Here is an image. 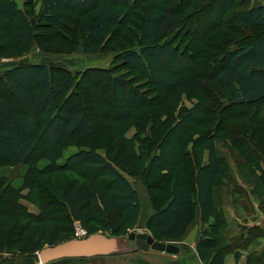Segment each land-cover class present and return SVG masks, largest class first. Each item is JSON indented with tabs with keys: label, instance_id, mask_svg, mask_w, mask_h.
Returning a JSON list of instances; mask_svg holds the SVG:
<instances>
[{
	"label": "trees",
	"instance_id": "16d2710c",
	"mask_svg": "<svg viewBox=\"0 0 264 264\" xmlns=\"http://www.w3.org/2000/svg\"><path fill=\"white\" fill-rule=\"evenodd\" d=\"M173 1L38 0L50 34L49 48L58 46L63 52L66 50L60 42L55 43L60 33L64 38L82 41L85 55L96 53L99 42L114 27L128 25L141 8L137 49L126 50L118 57L129 72L108 81L112 87L108 97L115 100L120 112L119 128L139 111L147 118L154 114L156 110L150 109L159 106L152 89L163 96L184 93L194 97L200 90L203 94L165 132L153 156L143 143L121 136L116 142L110 141L112 147L106 155L92 148H81L62 163L67 142L94 133L91 113L83 100L78 102L75 96L86 86L95 100L102 99L101 87H89L81 80L75 85L68 70L45 63L20 64L0 73V168L25 167L18 189L8 185L6 178L0 179L1 255H15L37 264L39 251L69 239L75 221L90 235L102 231L126 236L142 215L140 196L131 179L143 177L150 189L161 181L164 184L159 189L161 197L169 198L164 205H155V211L146 220V228L154 238L178 245L176 242L196 221L199 209L205 226L202 230L205 238L197 243L199 261L224 262L221 250L211 262L207 260L210 249L216 247L212 234L223 226L221 217L215 215L220 173L227 162L221 145L230 142L233 149L241 150L242 160L236 161L240 172L252 170L247 166L260 169L257 165L264 162V4L253 7V0H188L183 10L176 12ZM214 3L219 10V27L228 32L211 37L214 44L204 56L196 58L194 50L170 41L173 33L192 26L198 8L209 9ZM42 25L36 26L15 0H0V33L15 35L14 53L30 52ZM56 28L61 32L56 33ZM239 28L258 33L240 34ZM233 33L239 38L233 40ZM180 54L192 56L193 61ZM202 62L211 63L213 69ZM203 73L208 79L200 77ZM204 80L212 82L209 88H214L227 101L226 105H221L206 90ZM104 103L98 108L100 118L112 120L111 114L104 111ZM212 105L221 106L220 113L235 108L241 111L225 119V138L206 136L195 160L194 152L187 150V139L195 129L209 124L212 117L217 119ZM244 108L256 110L255 114L250 116ZM257 154L263 160L258 161ZM41 160L49 162L43 170L37 166ZM260 170L264 178V169ZM62 173H68V177L64 178ZM38 185L48 201L39 200L41 210L37 216L22 211L14 221L13 211L17 214V209H24L18 202L20 195ZM95 258L62 259L49 264Z\"/></svg>",
	"mask_w": 264,
	"mask_h": 264
},
{
	"label": "rangeland",
	"instance_id": "374dc122",
	"mask_svg": "<svg viewBox=\"0 0 264 264\" xmlns=\"http://www.w3.org/2000/svg\"><path fill=\"white\" fill-rule=\"evenodd\" d=\"M15 1L23 10L27 12L29 18L36 26L43 24L41 28L42 32L40 33L38 41L35 43L33 49L24 55L14 53V34L7 32L0 33V73L4 72L8 68H12L20 64L45 63L49 67L68 70L74 78L75 85L81 80L85 84H88L89 87L97 86L101 87L102 90L101 93L103 98L99 100L94 99V93L89 91L86 86L81 89V93L75 96L78 102L83 100L82 103L87 106V111L91 113L95 123L94 133L93 135L85 137L82 136L67 142L63 146V157L60 159V162L62 163H64L63 161H65L72 154L79 152L81 148H92L106 155L109 148L112 147V145H110V141L113 140L116 142L121 139V136L126 139L135 138L137 144L143 143L144 148L150 152L151 156H153L157 151V144L160 142L165 132L173 126V124H176L203 94V91L200 90L194 97H188L184 93L163 96V94H159L160 92H156L152 89V94H155L153 96L157 98L159 106L150 109L152 111L156 110L154 114L151 113L152 116L147 118L142 115V111H139L132 116L131 120L122 122L121 129L119 128L120 122L118 119L120 112L116 109L117 103H115L114 99L108 97L110 91L112 90L108 81L119 75L128 74L129 72L126 70V67L123 65L121 60L118 59V57L126 50L137 49L140 34L141 8L137 11V13H135L134 19L131 20L128 25L124 27H114L111 32L99 42L96 53L93 55H85L82 49V41H79L78 39H71L70 37L64 38V34L62 35L60 33L56 36L55 43L60 42L64 45L63 48H66V50L63 52L58 48V46L56 49H50L47 44V42H50L51 40L49 39L50 34L47 26H45L44 20L41 17V5L38 0ZM187 1L188 0H174L173 6L175 7L176 12H181ZM198 9V12L195 13L196 15L192 18V26L190 28H185L184 31L175 32L169 37L170 41L174 42V45L179 44L182 48H187L188 50L191 49V51L194 50L195 53H197H194L196 58H199L201 54L204 56V52L213 46L214 43L210 40L212 39L211 37L215 36L217 38L219 37V33L228 32V29L219 27V10L215 3L213 6H210L209 9ZM84 20L86 19H83L82 21L84 22ZM238 30V33L240 34L245 31H248L250 35H256L258 33V31L244 28H239ZM54 31L56 33L61 32L58 28L54 29ZM231 36L234 38L233 40H235L239 38L240 35L233 33ZM68 40L71 42V45ZM67 42H69V45H66ZM180 55L189 61H193L192 56L186 55V57L182 54ZM196 58L194 60H196ZM202 63H207V65L213 69L211 63ZM133 75L136 77L135 73H133ZM200 77H202V79H208V75L205 73H203ZM140 82L143 81L140 80ZM202 84L208 92L215 95L221 105L224 106L227 104V101L222 99L220 95L214 91V88L211 87L212 90L209 88L210 85H213L212 82L204 80L202 81ZM102 103L105 104V113L108 111L113 118L112 120H101V113L98 112L100 110L98 108L101 107ZM93 106L96 110H94ZM17 108L20 109L18 106ZM220 108L221 106L216 108V106L212 105L211 110H215L217 113V119L215 116L214 118L212 117L209 124L195 129L191 136L187 139V150H192L194 152L195 160L199 158L198 147L201 145L206 136L212 135L218 140L225 138L226 132H223L226 128L223 127L225 119L229 116V114H237L241 111L240 108H235L229 112H223L221 110L222 113H220ZM243 110L249 112L250 116H253L255 114L254 111H256L254 109L247 111L245 108ZM93 112L95 114H93ZM99 124L101 125L100 128L98 127ZM221 147L223 155H225L227 159L222 173L223 176L230 168L233 167L235 169L237 168V171H239L236 161L239 163L242 160L239 154L241 153V150L238 151L237 149H233L230 142L222 144ZM255 151H257V149H255ZM256 157L258 161L263 160L260 154H257ZM48 163V160H41L37 166L40 170H43ZM257 166H259L260 169L264 168V162H261ZM250 167L251 166H247L246 168L252 170L255 169ZM24 171L25 167L23 165L15 168H0V179L6 178L9 181L8 185L10 184L12 188L18 189L22 185V175L24 174ZM168 171H170V169H168ZM62 175L64 178L68 177V173H62ZM223 176L220 179L221 183L223 182ZM131 183L139 193L142 205V215L137 226L129 232L131 233L133 231H137L150 233L146 228V220L155 211V205H164L169 201L168 196L163 195V197H161L162 194L159 192V189H163L164 184L159 181L150 189L145 185L143 177L136 180L131 179ZM41 190L42 188L38 185L36 189L25 190L22 192L18 202L20 203V207L24 206V209H17V214L13 211L14 214L11 215V217L14 221L16 220V215L18 216L22 214V211H28V213L33 216L38 215L41 210L39 200L42 199L44 201H48L47 196L42 194ZM156 197L160 198V203ZM26 206L28 209H26ZM75 227L76 222L73 223L69 239L66 240L75 239ZM99 233L110 234L102 231ZM165 242L168 243V241ZM179 246L181 247V252L178 255H174L176 258L175 264H193V261L199 262L197 253L190 245H184L181 243ZM135 254H140L138 255L139 257L149 255V259L147 261H154L155 263L159 261L163 264V254L153 251H137L125 256L110 257V260L115 261V264H128L130 259L136 256ZM150 254L156 255L150 257ZM166 258L169 257H165L164 260H168ZM30 262L31 261H25L24 258L19 256L0 254V264H31ZM91 262L93 261L71 260L65 264H94ZM133 262L136 264H145V260L140 259H136V261ZM37 264H40V262L38 261Z\"/></svg>",
	"mask_w": 264,
	"mask_h": 264
},
{
	"label": "crops",
	"instance_id": "0c3cea01",
	"mask_svg": "<svg viewBox=\"0 0 264 264\" xmlns=\"http://www.w3.org/2000/svg\"><path fill=\"white\" fill-rule=\"evenodd\" d=\"M263 4L264 0H253L252 6L259 7ZM261 172L256 168L244 173L233 167L224 176L220 173L223 182L219 180V206L215 215L221 217L223 226L212 234L216 247L210 249L207 254L209 262L221 250L224 253L222 264H264V178L261 177ZM203 227L205 226L201 223V213L198 209L196 221L186 235L176 242L178 246L181 243L190 245L197 253V243L205 238V234L202 233ZM237 254L240 255L239 259L236 258ZM135 255L128 264H136L133 262L136 259L145 260V264H161L159 261L156 263L147 261L149 255L143 257H139L140 254ZM154 255L156 254H150V257ZM165 257H169L166 258L168 260H164ZM110 259L95 258L89 261H93L91 263L94 264H115V261ZM175 259L174 255L163 254V264H175ZM193 264L206 263L193 261Z\"/></svg>",
	"mask_w": 264,
	"mask_h": 264
},
{
	"label": "water",
	"instance_id": "95a60500",
	"mask_svg": "<svg viewBox=\"0 0 264 264\" xmlns=\"http://www.w3.org/2000/svg\"><path fill=\"white\" fill-rule=\"evenodd\" d=\"M137 250L167 255H178L181 251L178 245L157 241L148 232L133 231L120 237L95 233L86 239H72L47 246L38 252V259L40 264H49L62 259L125 256Z\"/></svg>",
	"mask_w": 264,
	"mask_h": 264
},
{
	"label": "built area",
	"instance_id": "2783aa9c",
	"mask_svg": "<svg viewBox=\"0 0 264 264\" xmlns=\"http://www.w3.org/2000/svg\"><path fill=\"white\" fill-rule=\"evenodd\" d=\"M76 222V233H75V239H85V238H88L90 236L89 232L84 229L82 227V225L78 222V221H75Z\"/></svg>",
	"mask_w": 264,
	"mask_h": 264
}]
</instances>
